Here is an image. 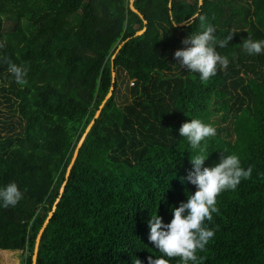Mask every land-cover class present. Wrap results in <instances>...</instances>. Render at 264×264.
Instances as JSON below:
<instances>
[{
  "label": "trees",
  "instance_id": "obj_1",
  "mask_svg": "<svg viewBox=\"0 0 264 264\" xmlns=\"http://www.w3.org/2000/svg\"><path fill=\"white\" fill-rule=\"evenodd\" d=\"M198 15L217 41L233 33L217 46L228 68L208 81L174 59L187 35L203 30ZM249 35L264 40V0H0V186L15 182L23 192L16 206L0 207V252L20 251L32 264L58 201L36 264L159 257L147 221L157 212L170 222V207L196 190L181 182L196 153L179 129L193 118L217 129L204 166L236 154L252 169L217 197L205 221L215 234L198 264H264V53L243 50ZM9 61L27 69L26 84L15 82ZM121 72L132 84L123 105L115 99Z\"/></svg>",
  "mask_w": 264,
  "mask_h": 264
},
{
  "label": "clouds",
  "instance_id": "obj_2",
  "mask_svg": "<svg viewBox=\"0 0 264 264\" xmlns=\"http://www.w3.org/2000/svg\"><path fill=\"white\" fill-rule=\"evenodd\" d=\"M202 31H192L182 41L184 45L174 53L176 64L183 71L198 73L201 81H208L219 70H226L230 63L229 58L217 51L227 47L233 39V33L217 41L214 28L206 25V17L198 15ZM193 20L186 23L191 26ZM175 25V23H174ZM242 48L248 55L264 53V40H256L248 36L243 39ZM4 45L0 43V48ZM7 71L12 74L18 85L27 83V69L23 66L8 62ZM180 135L185 138L195 155L191 154V170L186 177L181 178L195 186V192H187L186 202L178 207H170L172 219L165 223L157 214H151L147 221L149 226V241L161 253L159 257H149L148 264H171L172 258H179L181 264H198L197 252L204 251L209 241L214 237L215 230L205 221H212L213 213L218 212L217 197L224 191L235 190L242 179L250 177L252 169H245L236 154H224L218 163L211 167L204 166L209 157L206 141L214 137L217 129L212 124L200 119H191L179 129ZM23 198V192L15 182L0 186V207L16 206ZM137 264H141L137 260Z\"/></svg>",
  "mask_w": 264,
  "mask_h": 264
},
{
  "label": "water",
  "instance_id": "obj_3",
  "mask_svg": "<svg viewBox=\"0 0 264 264\" xmlns=\"http://www.w3.org/2000/svg\"><path fill=\"white\" fill-rule=\"evenodd\" d=\"M132 3H133V2H131V4H130V7H131L132 11L135 12V13H137V14H139V13L133 8ZM201 5H202V0H199V6H201ZM183 25H184V24H182L181 26H183ZM142 33H143V31L139 32V33L137 34V36H140ZM113 60H114V57L112 58V61H113ZM111 70H112V72H111V73H112V83L114 84V83H115L116 75H115V73H114V65H113V62H112ZM113 89H114V88H111V89H110V92H109V94H108V96H107V98H106V101L112 96ZM106 101H105V102H106ZM105 102H104V103H105ZM104 103H103V104L101 105V107L99 108V111L97 112V114H96V116H95V119L98 118V116H99V114H100V110L103 108ZM93 124H94V121L91 122V124H90L89 127L87 128L85 134L83 135L81 141L79 142V144H78V146H77V148H76V150H75V152H74V155H73V158H72L71 164H70V166H69V168H68L67 176L69 175V172H70V170H71V168H72V165L74 164V162H75V160H76V158H77L78 150H79V148L81 147V145L83 144V142H84V140H85L87 134L89 133V131H90V129H91V127H92ZM64 186H65V184L62 186V188H61V190H60V194L63 193V191H64ZM57 204H58V201H57V202L55 203V205L53 206L52 212L49 214L47 220L45 221V224H44L43 228L41 229V231L39 232V234H38V236H37V240H36V244H35V249H34V255H33V258H32V264H36V262H37V253H38V248H39V243H40L41 235L43 234V231H44L46 225L49 223L50 218L53 216V212L56 210V206H57Z\"/></svg>",
  "mask_w": 264,
  "mask_h": 264
},
{
  "label": "rangeland",
  "instance_id": "obj_4",
  "mask_svg": "<svg viewBox=\"0 0 264 264\" xmlns=\"http://www.w3.org/2000/svg\"><path fill=\"white\" fill-rule=\"evenodd\" d=\"M118 84V91L115 99L119 105H123L128 103L130 98L128 88L131 87V85L128 82V77L126 73L121 72ZM23 259L24 255L20 251L0 252V264H23Z\"/></svg>",
  "mask_w": 264,
  "mask_h": 264
},
{
  "label": "built area",
  "instance_id": "obj_5",
  "mask_svg": "<svg viewBox=\"0 0 264 264\" xmlns=\"http://www.w3.org/2000/svg\"><path fill=\"white\" fill-rule=\"evenodd\" d=\"M131 86H132V84H131Z\"/></svg>",
  "mask_w": 264,
  "mask_h": 264
}]
</instances>
